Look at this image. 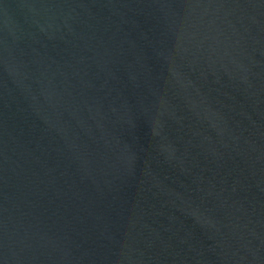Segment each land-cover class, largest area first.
<instances>
[{"label": "water", "instance_id": "1", "mask_svg": "<svg viewBox=\"0 0 264 264\" xmlns=\"http://www.w3.org/2000/svg\"><path fill=\"white\" fill-rule=\"evenodd\" d=\"M0 264H264V0H0Z\"/></svg>", "mask_w": 264, "mask_h": 264}]
</instances>
